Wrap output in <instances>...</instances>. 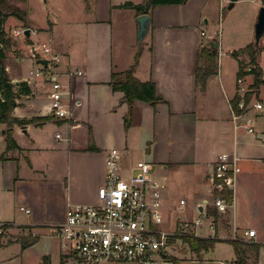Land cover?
I'll return each instance as SVG.
<instances>
[{"label":"crops","instance_id":"crops-1","mask_svg":"<svg viewBox=\"0 0 264 264\" xmlns=\"http://www.w3.org/2000/svg\"><path fill=\"white\" fill-rule=\"evenodd\" d=\"M127 1L140 4L144 0H105L103 18L97 16L99 0H90V19H73L58 8L46 15V29L35 26L28 12L30 35L21 38L30 40L33 32L37 40L48 41L61 55L59 72L80 70L81 74L61 76L69 85L70 115L57 119L49 111L50 86H43L44 82L39 86L35 77L22 69L31 61L27 52L24 50L23 56L13 60L15 90L20 89V83H26L29 91L18 93L11 115L21 120L52 117L39 123H14L12 132L18 147L8 151L7 127L0 122V219L11 225L10 235L26 236L30 231L38 237L34 242L30 239V245L23 248L24 243L16 241L21 236H16L11 244L0 245V253L13 249L20 264H43L44 256H49L50 264H62L60 244L55 245V236L45 231L64 221L69 203L96 202L97 189L104 183L106 154L117 148L135 151L141 158L138 160L157 165L152 177L163 184L165 223L172 216L177 219L176 226L187 218L182 216L183 211L194 217L199 208L214 210L210 176L217 156L228 153L232 159L235 157L240 171L232 193L231 215L224 222L220 217L215 220V231L203 224L198 229L202 233L199 236L230 240L236 235L245 264H264V99H259L258 89L239 117H235L230 104L235 95L243 98L253 81L250 73L239 80L235 75L239 60L249 70L250 49L237 57L231 53L253 43L261 0H237L223 15L229 23L230 36H221L217 72L203 89L196 83L197 52L204 40L214 37L216 12H221L229 0H185L154 7L149 11L150 27L140 54L137 56V38L130 30L126 58L119 56L114 60L113 12L127 15L126 22L130 28L134 26V35L138 30L137 11L121 6ZM236 4L237 11H231L237 8ZM240 19L244 23L242 28L237 23ZM262 54L264 50L258 55L259 64ZM132 65L135 77L155 83V94L160 100L155 104L136 100L129 111L123 92L111 88L110 83L112 72L125 71ZM9 67L5 65L6 72ZM256 102L262 107H254ZM246 119H252L254 132L246 130ZM36 154L44 155L42 162L35 158ZM62 155L59 160L67 172L65 182L48 177L47 173L57 167L55 160ZM123 162L131 163L125 159ZM52 183L65 186L60 219H55L52 205L42 207L27 191ZM184 199L181 206L180 200ZM206 200L209 204L204 205ZM21 206L30 209L29 213L21 211ZM250 229H255L254 236L246 233ZM233 251L231 258L209 260L213 264H233L237 258L234 247ZM134 263L137 264H106Z\"/></svg>","mask_w":264,"mask_h":264},{"label":"built area","instance_id":"built-area-1","mask_svg":"<svg viewBox=\"0 0 264 264\" xmlns=\"http://www.w3.org/2000/svg\"><path fill=\"white\" fill-rule=\"evenodd\" d=\"M27 28L15 29V36H25ZM204 35V32H202ZM39 49V51H37ZM37 58H45L48 64H38L29 70V76L39 77L50 85V114L57 119L69 117V85L61 76L70 77L81 74L77 71H58L62 60L48 41H41L38 46H32ZM246 105L243 99L238 108L243 109L239 117L245 113ZM261 108L262 104H253ZM244 126L254 132L252 119H246ZM61 138L60 134L56 135ZM104 183L97 189L94 203H69L65 210L64 221L50 226L51 235L60 240L63 252V264H106L117 262H136L137 264H156L157 257H165L167 245L172 235L180 236L185 231H193L200 237L197 228L206 224L215 231V220L209 211H197L191 220L181 221L180 232L176 233V220L170 228H161L165 223L162 209L161 190L163 184L152 177L153 163L149 160H137L131 165L122 163L117 148L109 150L105 157ZM240 166L236 158L228 153L217 156L210 179L212 180L211 206L216 213L230 217L233 207V189L237 181ZM186 200H180L184 206ZM209 204L206 200L204 205ZM21 211L29 213L30 209L23 206ZM5 223L0 219V231ZM254 236L255 229L246 231ZM209 237V236H207ZM236 239V235L233 236Z\"/></svg>","mask_w":264,"mask_h":264},{"label":"rangeland","instance_id":"rangeland-1","mask_svg":"<svg viewBox=\"0 0 264 264\" xmlns=\"http://www.w3.org/2000/svg\"><path fill=\"white\" fill-rule=\"evenodd\" d=\"M9 4H12L14 6H17L21 10H24L31 14V17L33 19V23L35 26L46 29L45 27L47 26V21H46V15L48 12L53 11L55 9H60L61 12L66 13L67 15H70L73 19L75 18H80V19H90L88 16H91L93 12H91L88 8L90 7V0H47V2H44L43 0H7ZM104 1L105 0H99L98 6H97V16L103 18L106 15V9H104ZM180 4V3H178ZM100 5V6H99ZM160 6V5H158ZM226 7L221 10V12H216L215 20H214V26L213 29L215 30L214 37L216 38V41H218L217 45V51H219V43L221 36L224 39L228 35V30H229V23H227L226 16L225 18L223 15L229 10L228 6L225 5ZM237 7V4L235 5ZM156 7V6H155ZM154 8V7H153ZM152 8V9H153ZM132 9V8H130ZM135 9V8H134ZM234 9V8H233ZM238 7L235 8L234 10L231 9V11H237ZM227 14V13H226ZM127 15H122V13H118V11L113 12V26H114V35H113V59L118 60L119 56L122 58H126V52L128 48V35L133 32L134 35V26L130 28L128 26V23L126 22L127 20ZM19 21V22H18ZM238 26L240 28L244 27L243 19H240V21L237 22ZM28 24H24L23 21L20 19H17L16 17L10 15L6 21L3 23V29L5 31V36L3 38L4 43L1 44V46L4 49V58L2 60V63L4 65H9L10 69L7 72V77L9 78L10 82L14 85V90H15V80H14V63L13 60L15 57H20L24 55V50L27 52V56L30 57L31 61L26 62L27 65L23 66L24 73H26L29 76V69L32 68L34 69L38 64L33 60V56H35V53L32 51V46H38V44L41 43V41L37 40L35 34L32 32L30 40L26 38H21L15 37L12 34L13 29H19V28H27ZM30 28V27H28ZM34 34V35H33ZM203 36V35H202ZM213 37V38H214ZM123 39L121 43H119V39ZM212 38V39H213ZM206 43L207 40H204ZM263 42V40L261 41ZM262 44V43H261ZM25 45V46H24ZM25 49H24V48ZM120 47V48H119ZM138 49V46H137ZM39 51V49H37ZM141 49L137 50L140 54ZM220 52H221V45H220ZM218 56V55H217ZM262 59H261V67L264 72V54H262ZM121 58V59H122ZM218 61V59H217ZM145 64V62H142V65ZM141 65V66H142ZM143 68V66H142ZM264 74V73H263ZM140 76V74H139ZM35 80L38 81L39 86L44 82L41 80L39 77H35ZM42 81V82H41ZM43 86H50L48 83L44 82L42 84ZM259 99H264V86L259 87ZM16 102V101H15ZM120 155L122 163L125 164L127 162H123V159L126 161H131V165L134 162H136L138 159H141L140 157H137L135 151L131 152H126L123 150H120ZM51 154V153H49ZM49 154H46L45 156H49ZM39 157L41 162L43 161V156L36 154L35 158ZM62 156H58L56 161L57 167L55 169H48L49 173L48 177H58V179H62L65 182L66 179V169L64 168L63 165H60V158ZM64 162V159H63ZM152 163V162H151ZM153 168L151 174H153L154 171L157 169V165L153 163ZM47 170H45L44 174L46 173ZM155 178V177H154ZM156 179V178H155ZM158 180V179H157ZM160 181V180H159ZM61 183V182H60ZM65 187V186H63ZM60 184H49L46 186L43 185H38L36 188H28L27 191L31 193V196L37 200V202L43 207L44 205L51 206L53 207V212L55 215V219H60L61 217V209L63 207V197L66 195L65 190ZM51 192V195L48 193ZM178 196V195H177ZM179 200V198L177 199ZM187 212H182L183 217H187L184 219L191 220L192 215L191 214H186ZM168 217V216H166ZM183 219V220H184ZM174 221V218L171 216L168 218L167 222L162 226V228H170L172 230V222ZM182 225L181 222L177 223L176 227V233L180 232V226ZM9 228H5L3 226L2 230L0 231L1 237H0V242L6 244L8 242H12L14 239H16V236H21V235H13L9 233ZM197 228L198 233L200 232ZM20 232V231H19ZM26 232V231H23ZM48 234H51L50 230L47 229L45 231ZM206 232H210L206 230ZM202 235V233H199ZM31 237L29 238L32 239L33 236H36L35 234H29ZM19 238V237H18ZM216 239H219V241L214 242V244L211 247H207L206 249L203 248L200 252L196 251V249L192 248V246L188 242H183L181 238H179L175 235H172L169 238V243L167 245V254L165 257H157L155 260L157 261L156 264H213L210 262L209 259L212 260H220V259H228L233 257V247L230 244L228 240H221L220 238L215 237ZM31 241V240H30ZM29 241V242H30ZM53 242L55 245L60 244V240L56 237H53ZM51 243V242H50ZM197 244V243H196ZM54 247V246H53ZM13 249H8L5 251V254L0 253V264H20L19 257L16 258L15 253L12 251ZM11 252V253H10ZM13 253V254H12ZM45 257V256H44ZM237 259V258H236ZM62 264H63V258H61ZM135 264V263H134Z\"/></svg>","mask_w":264,"mask_h":264},{"label":"trees","instance_id":"trees-1","mask_svg":"<svg viewBox=\"0 0 264 264\" xmlns=\"http://www.w3.org/2000/svg\"><path fill=\"white\" fill-rule=\"evenodd\" d=\"M185 0H144L140 4H133L130 1L122 4L123 7H132L135 8L137 14L149 13V11L158 5L161 4H178L183 3ZM262 5H264V0H261ZM14 16L17 19L26 24L27 21V12L21 10L17 6L9 4L7 0H0V122L6 124V149L7 151L11 148H17L16 141L13 137L12 126L14 123L16 124H26V123H39L44 122V120L50 119L52 116L45 115L43 117H32L30 119L21 120L17 117L11 115L12 110L16 106V98L18 93L22 92L26 94L29 89L25 88L26 83H20V89L14 90V85L10 82L7 77V72L5 69V65L2 63L4 58V49L1 46L4 43L5 31L3 29V23L10 16ZM217 45L218 41L216 38L209 39L206 43H202L201 47L197 52L198 63L195 70L196 83L199 85L201 89H203L207 83L209 77L214 76L218 69V61H217ZM141 49V48H140ZM139 49V50H140ZM250 49V67L247 71L246 64L243 61H238V70L235 75H237V80L245 77L249 73L253 75V81L248 87V90L243 96L244 104H247L250 101V98L254 93H257L260 86H264V74L262 73L261 66L259 64V57L257 52L255 51L253 43H250L245 48L233 50L231 55L237 57L239 53L242 51ZM261 50H264V46H260L259 53ZM139 52H137V56ZM134 66L132 65L125 71L112 72L111 78L112 81L110 83L111 88L115 90H121L124 95V100L129 106V111L133 103L136 100L149 102L151 104H155L160 100V97L155 94V83L152 80L141 81L139 78L135 77L133 74ZM27 87V86H26ZM241 100L239 95H235L233 99L230 101L231 108L234 110L236 114H241L243 109L238 108V103ZM3 159V157H1ZM212 215L214 216V220H217L219 217L222 222L226 221L228 217H224L222 214H218L215 210H211ZM10 224H6L4 227H10ZM25 228H27L25 226ZM30 230V228H28ZM32 232L28 231L26 236H21L16 239V241H20L24 243L22 245L25 248L27 245H30L31 242L37 240V236H33L32 241L28 243L29 238L31 237ZM1 237V233H0ZM183 240V242H188L191 245L192 241L197 243L196 251L200 252L203 248L211 247L214 242L219 241L215 237H196L193 235V231H185L182 235L178 236ZM232 247H234L235 253L237 254V259L233 261V264H245L244 256L239 254L237 243L238 240L230 239L228 240ZM12 242H8L6 244H11ZM0 245H4V243L0 242ZM192 246V245H191ZM43 264H50L49 256L43 257Z\"/></svg>","mask_w":264,"mask_h":264},{"label":"water","instance_id":"water-1","mask_svg":"<svg viewBox=\"0 0 264 264\" xmlns=\"http://www.w3.org/2000/svg\"><path fill=\"white\" fill-rule=\"evenodd\" d=\"M44 2H47V0H43ZM237 0H229L227 6L228 9H230L232 7V5L234 4V2ZM136 22L138 25V30L136 33V38H137V43L140 47L143 44V40L147 34V31L150 27L149 22H150V15L149 13H143L137 16L136 18ZM25 35L28 37L30 35V29L27 28L25 30ZM264 37V5H261L259 7L256 19H255V24H254V30H253V45L255 48V51L257 52V54L259 55V48L261 46V41L263 40L262 38ZM36 63L38 64H44L47 65L48 64V60L45 58L39 59L37 58L35 60ZM199 211H201V208H199ZM192 248L196 249L197 244L195 241L191 242Z\"/></svg>","mask_w":264,"mask_h":264}]
</instances>
